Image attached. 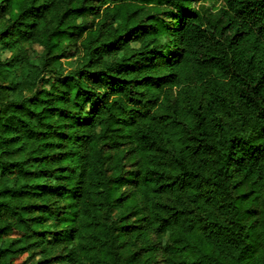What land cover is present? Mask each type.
I'll return each instance as SVG.
<instances>
[{
  "label": "trees",
  "instance_id": "1",
  "mask_svg": "<svg viewBox=\"0 0 264 264\" xmlns=\"http://www.w3.org/2000/svg\"><path fill=\"white\" fill-rule=\"evenodd\" d=\"M0 264H264V0H0Z\"/></svg>",
  "mask_w": 264,
  "mask_h": 264
},
{
  "label": "rangeland",
  "instance_id": "2",
  "mask_svg": "<svg viewBox=\"0 0 264 264\" xmlns=\"http://www.w3.org/2000/svg\"><path fill=\"white\" fill-rule=\"evenodd\" d=\"M195 7L198 6V4H193ZM205 6H208V7H212V4L210 3H205ZM216 8L218 7V4L215 5ZM76 58L77 56L75 55L74 53V49H70L66 54H65V57L62 59V62H63V66L65 68V70H69L71 68L74 67V62L76 61ZM130 190V187L129 186H125L121 189L122 192L124 193H127L129 192ZM120 214V210H114L113 211V216L114 217H118ZM133 218L130 219V222H133ZM134 223V222H133Z\"/></svg>",
  "mask_w": 264,
  "mask_h": 264
}]
</instances>
